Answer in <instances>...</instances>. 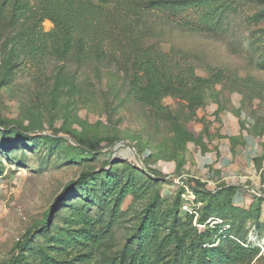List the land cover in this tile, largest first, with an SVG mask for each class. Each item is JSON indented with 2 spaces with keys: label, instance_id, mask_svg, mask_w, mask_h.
Here are the masks:
<instances>
[{
  "label": "rangeland",
  "instance_id": "rangeland-1",
  "mask_svg": "<svg viewBox=\"0 0 264 264\" xmlns=\"http://www.w3.org/2000/svg\"><path fill=\"white\" fill-rule=\"evenodd\" d=\"M14 1L0 0V264H264V197L236 208L192 176L228 122L264 167V0ZM42 10L71 27L70 53L32 43L54 28L34 26ZM147 50L157 106L138 101ZM112 175L129 186L117 210L91 193Z\"/></svg>",
  "mask_w": 264,
  "mask_h": 264
},
{
  "label": "trees",
  "instance_id": "trees-1",
  "mask_svg": "<svg viewBox=\"0 0 264 264\" xmlns=\"http://www.w3.org/2000/svg\"><path fill=\"white\" fill-rule=\"evenodd\" d=\"M12 11L16 14L21 13L22 10L25 11L24 5L21 4L18 0H15L12 3ZM165 11L169 13L171 16L177 17L180 13L181 10L178 8H172V7H165ZM33 18L34 21L36 20V26L38 23L43 21L44 19H48L49 21L52 22L54 28L52 32L49 35L45 34H38V37L36 40L33 38L32 43H34L35 47L37 44H35L37 41L40 43V46L43 48H47L48 45L47 43L43 40V38H50L51 41V46H53L56 50L64 52V53H70V51L73 48L72 45V38L70 36V30L71 27H69L66 23L63 22L60 18H53L52 16L48 15L46 11L42 10V12H39L38 14H35L30 17V19ZM33 26V27H34ZM34 31V30H32ZM28 39L29 38V33L27 34ZM38 49V48H37ZM150 50H147L142 58V60L139 63V68L143 69L145 71V74L147 75L148 82L146 85L138 90V94H140V98L138 99L139 102L143 103H149L151 105L157 106L159 99L164 95L166 92V84H165V79L163 80L164 75H162L161 68H159V64L151 57L150 55ZM162 77V78H161ZM86 176H82L79 181V186L80 185H85L86 184ZM99 181H101L100 184V193L96 194L95 188L91 189V193L96 196L97 204L99 205H106L107 203V198L109 197V203H113L112 209L117 210L119 207L124 195L127 193V189L129 188L128 184L120 186L119 181L117 180L116 177L109 176L108 178H99ZM195 183L200 186V187H205V183L201 182L200 180L195 179ZM68 189V187L66 188ZM64 189V193L67 192V190ZM85 192V191H84ZM235 192L234 187H225L223 185H219L216 187L214 191L207 192L215 197L217 196H222L227 199V202L233 206L238 208L239 206H236L233 200V195ZM196 194L199 192L195 191ZM89 192L85 193L84 197L88 198L89 197ZM253 196V195H252ZM262 198V197H261ZM259 197L253 196L254 203L259 201L261 199ZM153 207V206H152ZM151 207V208H152ZM48 216H46V219L44 223L42 224L43 228H46V220ZM91 239H94L93 237H90ZM28 248V240L27 238H24L23 240L19 241L16 246L15 250L17 252H21L25 249ZM240 251L237 253L238 258L241 257L244 258L248 254L249 256L255 257L257 255V250L254 249H248V248H239ZM223 256V253H221ZM226 261L230 262L231 259L225 254Z\"/></svg>",
  "mask_w": 264,
  "mask_h": 264
},
{
  "label": "crops",
  "instance_id": "crops-1",
  "mask_svg": "<svg viewBox=\"0 0 264 264\" xmlns=\"http://www.w3.org/2000/svg\"><path fill=\"white\" fill-rule=\"evenodd\" d=\"M225 129L217 150L195 154L192 176L207 187H234V203L242 207L250 202V191L264 197V183H261L264 167L260 171L255 168L259 151L253 138L229 122Z\"/></svg>",
  "mask_w": 264,
  "mask_h": 264
},
{
  "label": "built area",
  "instance_id": "built-area-1",
  "mask_svg": "<svg viewBox=\"0 0 264 264\" xmlns=\"http://www.w3.org/2000/svg\"><path fill=\"white\" fill-rule=\"evenodd\" d=\"M182 179H183V177H179V178H178V182L181 181ZM180 184H182V181H181ZM250 194L253 195V196L259 197V194H257L255 191H250ZM260 197H261V196H260Z\"/></svg>",
  "mask_w": 264,
  "mask_h": 264
}]
</instances>
